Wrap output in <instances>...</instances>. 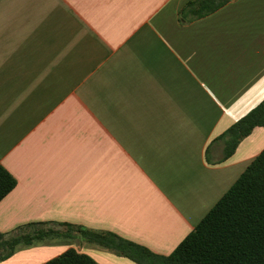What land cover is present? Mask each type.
<instances>
[{
	"label": "crops",
	"instance_id": "0c3cea01",
	"mask_svg": "<svg viewBox=\"0 0 264 264\" xmlns=\"http://www.w3.org/2000/svg\"><path fill=\"white\" fill-rule=\"evenodd\" d=\"M190 0H0V232L68 222L170 253L264 148L218 137L264 99V0L185 19ZM98 243L46 237L0 264Z\"/></svg>",
	"mask_w": 264,
	"mask_h": 264
},
{
	"label": "trees",
	"instance_id": "16d2710c",
	"mask_svg": "<svg viewBox=\"0 0 264 264\" xmlns=\"http://www.w3.org/2000/svg\"><path fill=\"white\" fill-rule=\"evenodd\" d=\"M228 0H190L181 9L185 19L214 12ZM264 126V99L232 123L218 139L222 158L229 157L254 127ZM16 185L15 177L0 164V200ZM39 225L32 231L5 235L0 232V260L15 246L46 237H75L114 250L138 264H264V148L250 161L233 184L206 212L194 228L168 254H158L110 231L95 230L68 222L62 228ZM22 230V229H20ZM40 264H100L87 253L69 247Z\"/></svg>",
	"mask_w": 264,
	"mask_h": 264
},
{
	"label": "rangeland",
	"instance_id": "374dc122",
	"mask_svg": "<svg viewBox=\"0 0 264 264\" xmlns=\"http://www.w3.org/2000/svg\"><path fill=\"white\" fill-rule=\"evenodd\" d=\"M35 221H31L28 223H25L24 225H20L18 227H16V229L14 230V232L10 233L9 235H14V234H18L20 231H32L34 230L36 227H38L39 225L34 224ZM22 229V230H20ZM7 235V236H9Z\"/></svg>",
	"mask_w": 264,
	"mask_h": 264
}]
</instances>
